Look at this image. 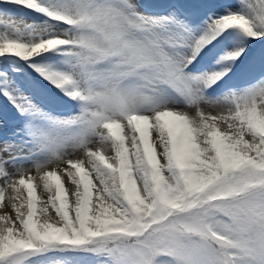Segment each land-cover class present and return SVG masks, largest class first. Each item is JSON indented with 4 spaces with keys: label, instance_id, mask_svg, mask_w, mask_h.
I'll use <instances>...</instances> for the list:
<instances>
[{
    "label": "snow or ice",
    "instance_id": "1",
    "mask_svg": "<svg viewBox=\"0 0 264 264\" xmlns=\"http://www.w3.org/2000/svg\"><path fill=\"white\" fill-rule=\"evenodd\" d=\"M0 4V264H264V0Z\"/></svg>",
    "mask_w": 264,
    "mask_h": 264
},
{
    "label": "bare ground",
    "instance_id": "2",
    "mask_svg": "<svg viewBox=\"0 0 264 264\" xmlns=\"http://www.w3.org/2000/svg\"><path fill=\"white\" fill-rule=\"evenodd\" d=\"M170 1V0H169ZM133 2H135V0H133ZM3 7H4V5L3 4H0V8H2L3 9ZM20 8V7H19ZM21 9V11L19 12L20 14H18V12L17 11H11L12 13H14L15 14V18H17V19H19L20 17H24V19H25V22H27V23H31L32 21H29L28 20V18L25 16L26 14H30V11L29 10H26V9H23V8H20ZM45 85H46V82H45ZM48 86V89L50 90V91H54V89H52L51 88V86L50 85H47ZM3 104L4 103H2L1 104V106H0V111H3L4 113H0V119L2 120L3 119V117H4V115H5V112H7V113H9V114H11V115H13V117L16 115L15 114V111L13 110V109H11V107L10 106H8V109H4V107H3ZM219 109H214V111H218ZM8 117H6L5 119H7ZM8 123H10V120H8ZM12 124V123H11ZM11 124H8V126L6 127V132H5V139H11V135H10V133H11V131L13 130V127L11 126ZM19 127V126H18ZM4 129V128H3ZM33 175H35V171H33ZM66 187H72L70 184H67L66 183ZM39 189H38V193H39ZM46 198V197H45Z\"/></svg>",
    "mask_w": 264,
    "mask_h": 264
},
{
    "label": "rangeland",
    "instance_id": "3",
    "mask_svg": "<svg viewBox=\"0 0 264 264\" xmlns=\"http://www.w3.org/2000/svg\"><path fill=\"white\" fill-rule=\"evenodd\" d=\"M236 3H237V1H234V2H233V4H236ZM15 8L19 9V7H15ZM47 89H48V88H47ZM47 89L45 88V91L43 92V94H39V95H37L36 97H40V98H42L44 101H47V102H50L49 99H51V97H52L53 95L61 97L60 93H59L57 90L54 89V91H50V90H47ZM2 103H4L3 100H2V102H0V105H1ZM0 113H4V112H3V111H0ZM6 117H13V115H11V114L5 112V115H4L3 118H6ZM2 121H3V119H2V120L0 119V124H1ZM17 125L20 126L19 123H16L15 126H14V123H13V126H12V127H13V128H18ZM4 140H5V139L0 138V145H2V143H3ZM109 154H110V153H109ZM72 158H78V157L73 156ZM50 214L54 215V211L51 210V209H50Z\"/></svg>",
    "mask_w": 264,
    "mask_h": 264
}]
</instances>
